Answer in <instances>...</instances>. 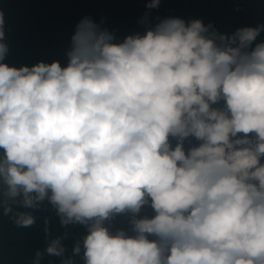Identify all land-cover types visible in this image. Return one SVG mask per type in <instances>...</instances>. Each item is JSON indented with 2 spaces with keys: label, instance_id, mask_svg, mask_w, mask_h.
I'll use <instances>...</instances> for the list:
<instances>
[{
  "label": "clouds",
  "instance_id": "obj_1",
  "mask_svg": "<svg viewBox=\"0 0 264 264\" xmlns=\"http://www.w3.org/2000/svg\"><path fill=\"white\" fill-rule=\"evenodd\" d=\"M4 24L0 11L3 215L31 227L14 205L47 201L87 229L84 264H264V24L228 35L169 17L118 41L84 17L66 66L19 68ZM65 252L52 239L33 264Z\"/></svg>",
  "mask_w": 264,
  "mask_h": 264
},
{
  "label": "trees",
  "instance_id": "obj_2",
  "mask_svg": "<svg viewBox=\"0 0 264 264\" xmlns=\"http://www.w3.org/2000/svg\"><path fill=\"white\" fill-rule=\"evenodd\" d=\"M147 3L148 0H0L9 46L4 62L17 68L41 61H59L66 66L71 37L84 17L113 32L118 41L131 34H143L147 27L169 17L186 22L199 19L228 35L239 28L264 24V0H160L159 7L153 9H148ZM261 41L264 32L253 47ZM14 211H29L36 221L31 227H17L0 208V264H33L36 252L44 253L49 241L58 237L66 248L65 256L45 253L40 264H61L67 257H72L74 264H84L82 252L72 256L74 245L78 241L82 244L87 234L84 226H61L55 208L47 201L35 210L14 205ZM152 214L150 207L142 209L141 215ZM128 219L127 215H118L112 221L113 230L129 228Z\"/></svg>",
  "mask_w": 264,
  "mask_h": 264
}]
</instances>
